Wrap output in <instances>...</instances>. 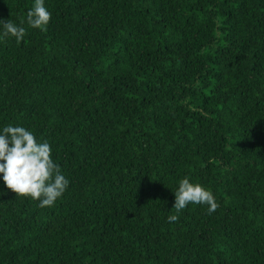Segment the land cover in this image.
Here are the masks:
<instances>
[{
  "label": "trees",
  "instance_id": "obj_1",
  "mask_svg": "<svg viewBox=\"0 0 264 264\" xmlns=\"http://www.w3.org/2000/svg\"><path fill=\"white\" fill-rule=\"evenodd\" d=\"M34 2L0 0V134L69 185L41 208L0 173V264H264V0H44L46 31ZM183 178L215 212H176Z\"/></svg>",
  "mask_w": 264,
  "mask_h": 264
},
{
  "label": "clouds",
  "instance_id": "obj_2",
  "mask_svg": "<svg viewBox=\"0 0 264 264\" xmlns=\"http://www.w3.org/2000/svg\"><path fill=\"white\" fill-rule=\"evenodd\" d=\"M51 19L44 0H35L27 12V24L34 29L47 30ZM3 36L14 37L19 43L26 34V29L18 26L10 19L2 21ZM25 23L21 20V25ZM190 110L196 111L194 106ZM52 149L47 141L37 142L35 135L23 126L8 125L0 134V173L7 189L16 197H30L38 200L39 207H52L58 198L66 191L69 181L61 173L60 166L52 159ZM172 207L177 213L189 204L208 205L211 214L218 208V203L211 191L200 184H193L188 178L179 181V187L174 192ZM168 222L178 220L177 215H169Z\"/></svg>",
  "mask_w": 264,
  "mask_h": 264
}]
</instances>
